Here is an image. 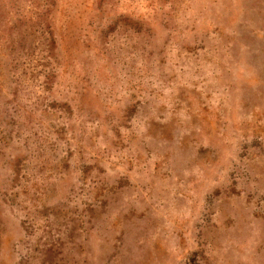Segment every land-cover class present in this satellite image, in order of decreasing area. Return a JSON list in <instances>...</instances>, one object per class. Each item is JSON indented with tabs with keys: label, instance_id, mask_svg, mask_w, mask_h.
I'll use <instances>...</instances> for the list:
<instances>
[{
	"label": "rangeland",
	"instance_id": "1",
	"mask_svg": "<svg viewBox=\"0 0 264 264\" xmlns=\"http://www.w3.org/2000/svg\"><path fill=\"white\" fill-rule=\"evenodd\" d=\"M0 264H264V0H0Z\"/></svg>",
	"mask_w": 264,
	"mask_h": 264
},
{
	"label": "bare ground",
	"instance_id": "2",
	"mask_svg": "<svg viewBox=\"0 0 264 264\" xmlns=\"http://www.w3.org/2000/svg\"><path fill=\"white\" fill-rule=\"evenodd\" d=\"M54 86V85H53Z\"/></svg>",
	"mask_w": 264,
	"mask_h": 264
}]
</instances>
